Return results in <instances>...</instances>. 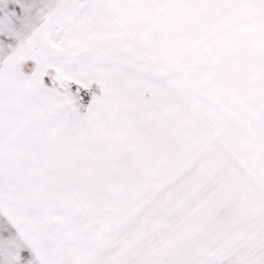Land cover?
Instances as JSON below:
<instances>
[{
  "label": "snow or ice",
  "instance_id": "snow-or-ice-1",
  "mask_svg": "<svg viewBox=\"0 0 264 264\" xmlns=\"http://www.w3.org/2000/svg\"><path fill=\"white\" fill-rule=\"evenodd\" d=\"M0 264H264V0H0Z\"/></svg>",
  "mask_w": 264,
  "mask_h": 264
}]
</instances>
